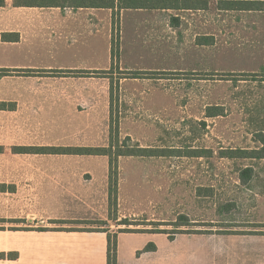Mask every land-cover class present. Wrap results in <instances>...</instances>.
Wrapping results in <instances>:
<instances>
[{
  "label": "crops",
  "instance_id": "1",
  "mask_svg": "<svg viewBox=\"0 0 264 264\" xmlns=\"http://www.w3.org/2000/svg\"><path fill=\"white\" fill-rule=\"evenodd\" d=\"M143 6L120 10L121 70L184 71L167 68L168 54L149 52L144 44L166 41L168 34L182 32V0L179 4L151 0ZM113 19L112 8L73 7L55 0H5L0 5V69L36 71L0 76V264H109V234H117L116 264H201L202 242L210 250L207 264H264V208L255 215L239 213L238 219L225 212L217 215L214 105L208 106L206 126L202 129L207 131L206 145H184L173 136L168 122L158 128L164 116L159 107L170 102L169 98L157 96L162 83L138 77L121 82L120 116L114 120L119 137L129 138L133 147L168 152L120 156L116 197L112 200L110 158L106 161L109 174L105 203L109 212L115 211L108 221L114 219L118 223L116 231L67 227L81 217L71 180L67 179L65 184V180L39 178L41 159L48 169L55 170L57 163L53 158L73 154L14 150L66 148L73 146L72 139L103 138L105 134L111 137V86L108 85L105 98L102 92L106 87H101L106 83L95 77L51 71L110 70ZM213 35L207 33V37ZM204 40L207 41L197 44L207 46V62H211L215 72V51H209L214 43L210 45L208 38ZM82 53L86 56L78 58ZM130 96H134L137 106L141 102L146 106L144 110L133 108L140 111L138 115L128 108ZM204 135L205 132L197 140L205 141ZM254 140L258 142L254 148H223L222 157L233 159L223 155L228 149H261L263 143ZM184 148L194 152L185 153ZM242 162L236 178L241 185L251 186L259 174L254 163ZM194 165L203 166L205 174L195 173ZM25 170L31 171V175L23 176L21 171ZM195 178L206 182L197 184L199 190L196 189L193 200H185L181 184ZM122 220L134 224H121ZM45 222L46 226L36 225ZM217 222L257 226L229 233L228 227L217 229ZM195 223H206L208 227L201 233L185 229ZM173 226H177L175 233Z\"/></svg>",
  "mask_w": 264,
  "mask_h": 264
},
{
  "label": "rangeland",
  "instance_id": "2",
  "mask_svg": "<svg viewBox=\"0 0 264 264\" xmlns=\"http://www.w3.org/2000/svg\"><path fill=\"white\" fill-rule=\"evenodd\" d=\"M167 1L179 4L181 0ZM221 1L225 0H182L185 7L182 32L173 36L168 34L166 41L144 43L149 52L157 51V53L166 52L168 54L167 68L183 69L184 71L167 70V72L158 73L121 70L120 21L118 20L117 31L113 26V47L119 53L117 65L109 74H89V76L106 83L101 87H106V90L102 92L105 98H107L108 85L113 86L115 120L120 116V105L123 99L119 92L121 82H125L126 78L135 79L131 73L144 72L140 78L136 77L139 80L160 81L162 86H160L157 96L169 98L170 102L159 107L164 116L162 122L158 124V128H163L161 126L168 122L167 124L173 129L171 132L173 136L178 138L180 144L184 145H206L207 131L202 129L206 126L208 106L214 105L217 115L215 117L216 211L217 215L225 212L229 217L233 216V219H238L241 218L239 213H248L249 215L253 212L255 215L256 211L264 208V161L255 162L240 159L242 157L223 158L221 150L230 147L254 148L258 143L254 139L257 138L261 141L258 134L264 136L262 133L264 131V11L226 10L221 8ZM199 8L202 9L198 11ZM209 32L214 35L207 37ZM203 37L208 38L210 45L214 43V48L210 46L209 51L210 54L211 50L215 51V72L212 71L211 62H207V46L197 44L198 41H207ZM85 56L82 53L78 55V58ZM128 103L132 114L140 113L139 110H133L135 106L141 110L146 108L142 102L137 106L134 96H130ZM106 124L104 122L105 128ZM179 128L181 131L176 132ZM204 132L205 141L197 140L198 136H203ZM116 140L118 152L127 151L128 145L133 144L130 139L127 141L124 136H120ZM72 142V147L81 146V144L74 143L109 147L111 138L105 134L103 138L72 139ZM188 150V148H184L182 151L188 154L194 151ZM52 160L57 163L55 170L48 169L46 163H43L44 159H41V167L37 173L39 178L44 181L59 179L62 182L65 180L63 183L67 184V179L71 180L73 195L77 200L81 217L66 226L119 230L118 223L114 219L108 221L115 211L109 212L105 203V189L107 188L105 183L109 174L106 161L109 162V156L73 154L66 158L55 157ZM242 161L254 163L257 174H259L251 186L241 185L236 178ZM193 171L205 174L206 169L204 170L203 166L194 165ZM21 172L25 177L31 175V171ZM204 182L206 179L195 178L186 180L183 184L179 181L176 183L177 186L182 185L185 200L187 197L193 200L196 197L197 184L203 185ZM186 203L191 204L189 201ZM94 204L95 207H93ZM109 213L111 214L109 215ZM241 223L243 224L217 222L216 228L228 227V231L231 233L230 231L233 229H253L257 226L256 224ZM36 225L46 226L47 222L36 223ZM207 227L206 223H195L192 224V227H185V229H196L201 233ZM176 228L177 226L171 227L174 233L177 231ZM200 245L203 246L200 250L201 264H207L210 250H207L206 242H202Z\"/></svg>",
  "mask_w": 264,
  "mask_h": 264
},
{
  "label": "trees",
  "instance_id": "3",
  "mask_svg": "<svg viewBox=\"0 0 264 264\" xmlns=\"http://www.w3.org/2000/svg\"><path fill=\"white\" fill-rule=\"evenodd\" d=\"M28 2L29 0H22ZM38 1V0H31ZM52 1V0H51ZM57 3L65 4L73 7H98V8H112L114 10L113 26L114 30L117 31L119 13L122 8H139L144 7L146 2L151 0H55ZM5 0H0V5L4 4ZM221 8L226 10H242V11H264V0H225L221 1ZM114 42V40H113ZM118 51L112 50V67L110 70H99V71H86V70H53L55 74H80L81 76H89V74H109L117 65ZM12 72L31 74L35 73V70H10L0 69V76L11 74ZM44 73L45 71H38ZM134 77H140L144 72L131 73ZM111 105L112 112L114 106V88L111 86ZM114 118V112H113ZM115 120V119H114ZM259 138L263 143L261 149H228L223 151V155L226 157L236 158H264V136L258 134ZM119 137L117 121H112L111 130V144L109 147H21L15 148V151L19 152H33V153H69V154H89V155H107L110 158V198L116 197L117 190V179H118V158L123 155H164L168 151L161 149H151L142 147H133L128 145V150L123 152L117 151L116 139ZM128 141L129 138H126ZM194 152V151H192ZM195 154V153H194ZM121 224L130 225L134 224L129 220H122ZM137 231V229H120V231ZM156 230V229H153ZM159 231V230H157ZM117 234H109V264H116L117 261ZM151 248L150 246L148 247Z\"/></svg>",
  "mask_w": 264,
  "mask_h": 264
}]
</instances>
